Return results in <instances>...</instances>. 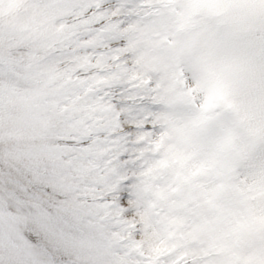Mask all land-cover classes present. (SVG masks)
<instances>
[{
    "label": "snow or ice",
    "instance_id": "6c2138e0",
    "mask_svg": "<svg viewBox=\"0 0 264 264\" xmlns=\"http://www.w3.org/2000/svg\"><path fill=\"white\" fill-rule=\"evenodd\" d=\"M35 7L0 38V264H264V0Z\"/></svg>",
    "mask_w": 264,
    "mask_h": 264
},
{
    "label": "rangeland",
    "instance_id": "374dc122",
    "mask_svg": "<svg viewBox=\"0 0 264 264\" xmlns=\"http://www.w3.org/2000/svg\"><path fill=\"white\" fill-rule=\"evenodd\" d=\"M38 15L35 0H0V38L8 40L13 49L26 46L30 39V28ZM257 131L256 125L245 121L238 130H233V137L243 142ZM243 253L246 238L238 241Z\"/></svg>",
    "mask_w": 264,
    "mask_h": 264
}]
</instances>
